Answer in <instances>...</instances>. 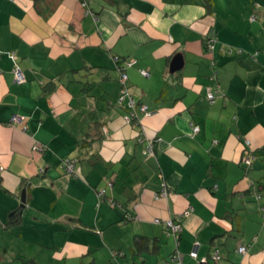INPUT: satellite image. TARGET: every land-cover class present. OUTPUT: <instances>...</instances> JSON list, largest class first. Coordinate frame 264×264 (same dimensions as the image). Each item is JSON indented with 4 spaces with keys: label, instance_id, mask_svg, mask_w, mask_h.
<instances>
[{
    "label": "crops",
    "instance_id": "0c3cea01",
    "mask_svg": "<svg viewBox=\"0 0 264 264\" xmlns=\"http://www.w3.org/2000/svg\"><path fill=\"white\" fill-rule=\"evenodd\" d=\"M86 9L0 0V264H264V0ZM114 56L136 59L125 83L150 114L131 118L128 98L119 101ZM175 56L182 65L170 71ZM138 235L146 249H133Z\"/></svg>",
    "mask_w": 264,
    "mask_h": 264
},
{
    "label": "built area",
    "instance_id": "2783aa9c",
    "mask_svg": "<svg viewBox=\"0 0 264 264\" xmlns=\"http://www.w3.org/2000/svg\"><path fill=\"white\" fill-rule=\"evenodd\" d=\"M89 2H90V0H80L81 6L84 7L85 9L87 8V5H88ZM86 11H88V9H86ZM214 35H215L214 34V30L213 29H209L206 32L205 36H204L205 42L207 44V51L208 50L211 51V49L213 47V41L215 40ZM7 54H8V57H9V59L11 60V62L13 64L12 72H13L14 80L16 82H18V83L23 82L25 80L24 73L21 70V68L19 67V65L17 64L15 53L14 52H9ZM113 60H114L115 64H117V66H120L119 81L121 83V90H120L119 101L121 102L124 98H126V97L128 98L127 103H128V105H129V107L131 109V111H130L131 118L136 115L135 114L136 110L142 111V113L144 115L150 114V111L148 110L147 105L141 104V103L138 104L131 98V95L129 94L127 86H126V83H125V81L127 79L126 69L129 68V67L135 66L136 65V59L135 58H126V59L123 58L122 59V58H120L118 56H114ZM138 70H139L141 75H143V76H147L148 75V71L146 69L139 68ZM206 98H207V100L209 102H212L213 99H214V92L211 91V90H208L207 93H206ZM11 121L18 122L19 121V117L13 116L11 118ZM193 129H194V131H197L198 130V126L194 125ZM41 149H42V147L39 144H35L33 146V150H35V151H38V150H41ZM145 153H146V155H150L151 153H153V141L152 140H149L147 142ZM244 162H245V164L249 165L250 162H251V156L245 158ZM73 163H74V161L71 158H65V159H62V161L60 162V166L66 173H72L73 172ZM1 169H2V167L0 166V170ZM108 186H111V182L110 181L107 182V187ZM166 193H167V187H165V185L162 184V187L160 189L159 194L166 195ZM96 194H97L98 201L102 202L104 200L105 195H106V188H99L96 191ZM156 195H158V193L155 194V196ZM189 211H190V209H187L186 211H184V214H188ZM154 221L156 223H162L164 228H165V230L169 234H173V235L176 236L179 232H181V224L179 222L173 220V219L169 218V219H165V220L161 221L160 219L156 218V219H154ZM196 247H197V243H194L193 249L190 252V256H192L194 258H196V255H197ZM236 250L239 253L245 254L246 251H247V248L244 245H239ZM218 258H219V253L217 251H214V252L211 253L210 259L212 261H216ZM170 264H183V263L181 262L180 258L177 257L175 259L173 258L171 260ZM202 264H210V263L208 262L207 259H202Z\"/></svg>",
    "mask_w": 264,
    "mask_h": 264
},
{
    "label": "trees",
    "instance_id": "16d2710c",
    "mask_svg": "<svg viewBox=\"0 0 264 264\" xmlns=\"http://www.w3.org/2000/svg\"><path fill=\"white\" fill-rule=\"evenodd\" d=\"M214 30V29H213ZM214 34H215V31H214ZM214 37H216V35H214ZM204 44H205V48L207 50V44L205 42V39H204ZM120 67V66H119ZM146 238L145 236H135L134 239H133V249L134 250H143V249H146Z\"/></svg>",
    "mask_w": 264,
    "mask_h": 264
},
{
    "label": "water",
    "instance_id": "95a60500",
    "mask_svg": "<svg viewBox=\"0 0 264 264\" xmlns=\"http://www.w3.org/2000/svg\"><path fill=\"white\" fill-rule=\"evenodd\" d=\"M182 65V60L180 58V56H175L172 61H171V64H170V71H174V70H177L178 68H180ZM23 194H24V191H22V198H21V203L23 204L24 203V198H23Z\"/></svg>",
    "mask_w": 264,
    "mask_h": 264
}]
</instances>
